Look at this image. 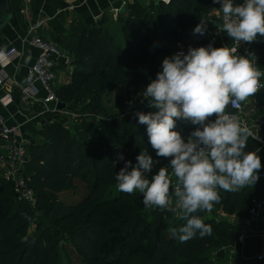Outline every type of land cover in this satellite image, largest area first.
I'll list each match as a JSON object with an SVG mask.
<instances>
[{
  "label": "trees",
  "instance_id": "trees-1",
  "mask_svg": "<svg viewBox=\"0 0 264 264\" xmlns=\"http://www.w3.org/2000/svg\"><path fill=\"white\" fill-rule=\"evenodd\" d=\"M215 8L220 4L214 0L134 1L115 25L104 16L94 26L77 22L67 33L53 36L73 68L55 93L78 114L71 126L65 125L61 113L51 112L43 114L46 122L40 129L26 124L37 137L27 144L24 165L37 204L18 200L13 184L0 176V264H219L213 252L241 232L235 223L211 212L248 218L252 200L264 198V179L238 192L218 189L220 202L211 211L193 214L212 227L211 235L181 242L169 229H178L186 220L164 209L146 208L138 191H118L115 175L124 161L112 165L122 153L134 166L145 148L159 160L149 177L169 165L171 158L156 156L146 125L134 115L155 110H125L124 104L143 97L156 78L158 57L168 51L166 41L185 39ZM118 85H124L125 93L114 97L112 110L107 97ZM14 95L20 102L19 91ZM260 104L264 114V98ZM197 127L179 120L176 130L187 141ZM245 150L256 152L257 145L248 141ZM253 264H264V259Z\"/></svg>",
  "mask_w": 264,
  "mask_h": 264
},
{
  "label": "clouds",
  "instance_id": "clouds-1",
  "mask_svg": "<svg viewBox=\"0 0 264 264\" xmlns=\"http://www.w3.org/2000/svg\"><path fill=\"white\" fill-rule=\"evenodd\" d=\"M220 4L224 23L219 29L237 45L264 37V0H214ZM205 21H200L193 34L204 35ZM254 52L237 54V47L189 48L187 54L176 52L162 61V71L146 86L143 98L155 111H137L138 123L146 125L148 142L157 157L171 158L168 166L159 163L141 149L136 164L118 153L124 166L115 175L117 190L142 194L146 208H160L177 215L186 223L169 229L170 235L187 242L199 235H211L212 227L193 215L211 211L221 200L218 189L238 192L258 181L261 159L246 151L252 130L227 106L244 102L261 88L264 70L257 66ZM131 107L133 101H129ZM216 116L214 121L208 118ZM199 125L187 137L177 131V121ZM176 185L172 188V178ZM27 240V238H25Z\"/></svg>",
  "mask_w": 264,
  "mask_h": 264
},
{
  "label": "crops",
  "instance_id": "crops-1",
  "mask_svg": "<svg viewBox=\"0 0 264 264\" xmlns=\"http://www.w3.org/2000/svg\"><path fill=\"white\" fill-rule=\"evenodd\" d=\"M134 1L141 0H12L13 17L0 33V52L13 46L21 52V57L14 62L8 63L4 68L0 65V71L4 70L7 74L6 80L0 84V116L9 125H20V133L16 135L17 140L23 141L26 144L36 141L37 137L29 132L26 124L32 122L33 126L40 129L46 122L43 114L37 109L36 105L39 104L22 105L20 102L15 101L14 95V91H19V88L31 85H35L40 91L39 97L45 95L41 85L33 81L28 73L29 67L35 62L39 52L29 42L33 26L37 22H41V26L37 28L36 32L44 38L53 41L54 35L67 33L73 23L82 22L87 26H94L106 16L111 18L115 25L121 11ZM221 14L222 10L215 8L208 15L204 16L203 21L207 25V30L211 31L214 35V47H233L235 42L226 33L219 30ZM261 44L264 47V42L259 36L255 42H243V44L238 46L237 54L246 56L249 52H254L257 58V66L261 70H264V50ZM166 46L168 49L167 53L160 54L158 57L160 66L165 57H170L176 52L183 51L187 54V51L183 47H178L172 39L166 41ZM64 52L67 54L65 50ZM56 69L59 80V85L56 86L67 83L70 77L69 74L73 69L72 66L60 62ZM260 83L264 84V77L260 78ZM9 89L12 90L13 101L5 105L3 101L5 99H2V97L5 96V93ZM124 93V85L115 87L110 93L109 98L107 97L106 104L108 107L115 110L113 106L114 97L118 94L124 95ZM263 98L264 85L253 97L241 102L243 107L237 113L238 119L241 122L250 123L252 117L260 114V100ZM131 101H133L131 107L125 101V110H134L142 106L149 107L148 101L143 97L135 96ZM226 111L229 113L234 112L230 105L227 106ZM61 114L67 116L77 115L78 112L74 109H69L67 112ZM248 141H252L257 145L256 153L260 156L262 165L259 171H264V145L256 142L252 137ZM172 179L173 184H176L175 178L173 177ZM211 214L217 218H225L232 221L239 227L240 232L242 228L246 229V232L243 234L244 242L242 244H239L236 240L224 242L221 247L213 252V258L219 264L256 263L258 260L257 256L264 253V218L252 224L247 218L236 213L228 214L223 210H216L212 211Z\"/></svg>",
  "mask_w": 264,
  "mask_h": 264
},
{
  "label": "built area",
  "instance_id": "built-area-1",
  "mask_svg": "<svg viewBox=\"0 0 264 264\" xmlns=\"http://www.w3.org/2000/svg\"><path fill=\"white\" fill-rule=\"evenodd\" d=\"M145 2H163L170 4L172 0H141ZM224 23V17L220 15V28ZM41 26V22H37L31 30V36L29 42L31 45L38 49V55L35 62L29 67L28 73L32 77L33 81L41 85L45 95L39 97L40 91L35 85L19 88L20 103L22 105H28L31 103L39 104L42 109L41 114L45 112L61 113L58 112L56 106L60 101L55 93L56 78H57V65L60 62L70 65V56L65 54L60 45L44 38L36 30ZM194 30L189 31L185 39L176 42L178 47H183L186 51L191 48H198L201 46L207 47L212 45L214 47L215 38L211 31L206 30L204 35L193 34ZM264 42V37H260ZM243 42L240 43V45ZM239 45L235 43L233 47L238 48ZM21 57V52L16 47H9L0 52V65L4 68L8 63L14 62ZM7 78V74L4 70L0 71V84H2ZM261 88H263V83ZM4 104L7 105L13 101L12 90H7L5 96L2 97ZM234 110L232 114L237 116L242 109L241 102L238 104H229ZM69 114V113H68ZM73 117L76 115H72ZM247 125L253 132V136L258 139H253L264 145V114H257L252 117L250 123L242 122ZM20 133V125H9L5 119L0 116V176L13 184L15 196L18 200L27 202L32 207L37 204L35 194L31 189L28 181V177L24 171V165L28 158L27 144L23 141L16 139V135ZM259 179H264V171L258 172ZM258 179V180H259ZM176 184H173V189ZM264 218V198H255L252 200L251 206L248 212V221L250 223H257ZM236 241L239 244L244 242V235L241 234ZM257 259H264V253L257 256Z\"/></svg>",
  "mask_w": 264,
  "mask_h": 264
},
{
  "label": "water",
  "instance_id": "water-1",
  "mask_svg": "<svg viewBox=\"0 0 264 264\" xmlns=\"http://www.w3.org/2000/svg\"><path fill=\"white\" fill-rule=\"evenodd\" d=\"M12 17H13L12 0H0V33L7 26V24L12 19ZM160 71H162V68L160 69ZM56 109L58 112L61 113L67 112L70 109V104L64 101H59L56 106ZM245 232L246 229L242 228L241 233L244 234Z\"/></svg>",
  "mask_w": 264,
  "mask_h": 264
},
{
  "label": "rangeland",
  "instance_id": "rangeland-1",
  "mask_svg": "<svg viewBox=\"0 0 264 264\" xmlns=\"http://www.w3.org/2000/svg\"><path fill=\"white\" fill-rule=\"evenodd\" d=\"M58 76V75H57ZM56 85H59L58 77L56 78ZM64 116V123L66 126H71L74 124V117L72 115H63ZM78 260V259H77ZM75 264H79V261H76Z\"/></svg>",
  "mask_w": 264,
  "mask_h": 264
}]
</instances>
